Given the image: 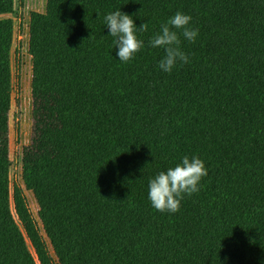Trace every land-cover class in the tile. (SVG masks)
<instances>
[{"label":"trees","instance_id":"trees-1","mask_svg":"<svg viewBox=\"0 0 264 264\" xmlns=\"http://www.w3.org/2000/svg\"><path fill=\"white\" fill-rule=\"evenodd\" d=\"M133 17L144 47L121 62L104 17ZM179 11L188 62L149 43ZM14 0H0V264H264V0H46L30 17L32 122L10 192ZM184 156L199 191L157 211L148 181Z\"/></svg>","mask_w":264,"mask_h":264},{"label":"clouds","instance_id":"clouds-1","mask_svg":"<svg viewBox=\"0 0 264 264\" xmlns=\"http://www.w3.org/2000/svg\"><path fill=\"white\" fill-rule=\"evenodd\" d=\"M109 35L114 37L116 55L121 62H128L135 53L144 47V42L137 37V32H146L148 24L142 23L139 28L134 24L132 16L116 10L104 17ZM192 17L177 11L166 23L161 25L160 31L155 33L149 43L152 47L164 50V56L159 61V67L165 72H171L178 62L187 63L188 57L181 50L180 36L189 42H195L198 29L192 28ZM207 175L204 162L197 156H184L174 167L158 172L148 181V199L159 212L176 213L180 209V202L184 195H191L199 191L198 184Z\"/></svg>","mask_w":264,"mask_h":264},{"label":"rangeland","instance_id":"rangeland-1","mask_svg":"<svg viewBox=\"0 0 264 264\" xmlns=\"http://www.w3.org/2000/svg\"><path fill=\"white\" fill-rule=\"evenodd\" d=\"M46 0H14V13L10 16L14 23V44L12 56V96L9 112V155L13 160L11 173L10 192L13 186L23 187L21 183V154L29 144L32 101V58L28 54L30 17L34 13L44 14ZM29 212L35 220L38 230L45 241L48 253L55 264H60L56 259L52 246L45 233L41 220L40 208L34 196L24 191Z\"/></svg>","mask_w":264,"mask_h":264}]
</instances>
